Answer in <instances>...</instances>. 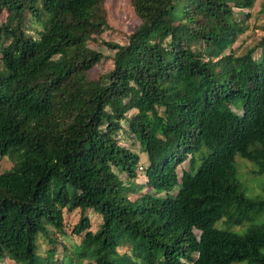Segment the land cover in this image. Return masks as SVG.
Here are the masks:
<instances>
[{
  "label": "trees",
  "instance_id": "trees-1",
  "mask_svg": "<svg viewBox=\"0 0 264 264\" xmlns=\"http://www.w3.org/2000/svg\"><path fill=\"white\" fill-rule=\"evenodd\" d=\"M255 1L128 0L140 25L125 45L101 41L112 68L91 79L104 0H0V161L14 157L0 175V261L52 264L69 234L83 236L68 264H264V199L235 164L264 174V36L232 49L245 31L234 11ZM120 133L142 144L145 192Z\"/></svg>",
  "mask_w": 264,
  "mask_h": 264
},
{
  "label": "rangeland",
  "instance_id": "rangeland-1",
  "mask_svg": "<svg viewBox=\"0 0 264 264\" xmlns=\"http://www.w3.org/2000/svg\"><path fill=\"white\" fill-rule=\"evenodd\" d=\"M261 2L262 0H256L253 7L249 10L234 11V18L236 21L243 22L245 27L244 33L237 39L235 44L232 46V49L237 55H241L245 53L249 48L254 46L261 37L264 36V13L261 12ZM103 7L106 12V20H107V28L103 31L102 35L98 38L99 43L88 44V47L100 52L104 56V60L101 61L98 65H96L90 72L89 77L91 79L99 78L100 76L108 73L112 68V61L111 58L113 57L114 51L106 48L101 41L106 42H113L120 45H125L127 43L128 36L135 31L139 25L140 20L134 14V11L128 2V0H104ZM248 14V18H245V15ZM7 14L3 13L0 15V23L6 20ZM33 33L40 31L42 28L38 23L33 24ZM229 50L227 51V53ZM259 54V50L256 51L254 57H257ZM234 112L237 114H241L240 110L237 108H233ZM131 115V113L129 114ZM124 125V123H123ZM118 138L120 139V144L124 148L130 149L132 152L136 153L140 157V165L141 168H137V178L133 180L136 185H142L143 192L147 190L145 187L146 178L144 177V167L147 165L146 155L141 153V142L138 141L132 135H125L120 133ZM14 157L11 156L9 153L6 154L2 160L0 161V175L6 171H9L12 167V161ZM235 164L238 169V178L239 180L244 183V188H250L251 195H256L259 193L258 197L260 199H264V192L261 189L264 187V174L261 176L254 177L252 172L253 168H255L251 163L247 162L246 160L241 159L239 156L235 157ZM188 169V161L184 162L177 168L178 178L181 175V172ZM120 177L124 178L125 175H120ZM246 183V184H245ZM260 188V189H259ZM136 194L132 195L131 197L134 198ZM250 196L249 193H247ZM87 215L90 219L91 223V231H95L98 228V224L100 223V218L93 214L92 212H87ZM64 223L67 227L68 233L71 232L72 227L78 222L80 213L79 210L73 211L71 213L64 212ZM259 222H264V215L259 218ZM221 227L218 223L215 224V227ZM49 231L51 234L56 236L59 239H63L55 229L48 226ZM233 230V229H232ZM235 231V230H233ZM196 235H199L198 231H195ZM82 236L76 235H67L65 239L62 240L63 243L69 248L68 251H64L62 248L63 244H60L56 247V255L52 264H68L65 256L69 257L70 254L67 252H71L76 248L81 240ZM40 248H45L43 245V240L39 241ZM127 251L126 248L121 249L120 252ZM64 260V263H63ZM0 264H13V261L6 258L3 261H0ZM72 264H76L75 261Z\"/></svg>",
  "mask_w": 264,
  "mask_h": 264
}]
</instances>
